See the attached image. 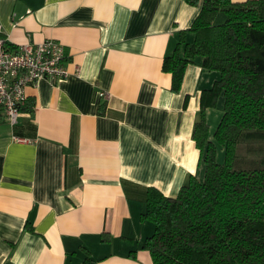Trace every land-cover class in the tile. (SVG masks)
Listing matches in <instances>:
<instances>
[{
  "label": "crops",
  "instance_id": "crops-1",
  "mask_svg": "<svg viewBox=\"0 0 264 264\" xmlns=\"http://www.w3.org/2000/svg\"><path fill=\"white\" fill-rule=\"evenodd\" d=\"M198 12L184 0H0V34L56 39L69 72L28 86L15 125L0 110V264H153L147 187L175 196L204 175L192 133L218 72L190 63L174 92L162 70ZM223 102L205 110L209 137Z\"/></svg>",
  "mask_w": 264,
  "mask_h": 264
},
{
  "label": "trees",
  "instance_id": "trees-1",
  "mask_svg": "<svg viewBox=\"0 0 264 264\" xmlns=\"http://www.w3.org/2000/svg\"><path fill=\"white\" fill-rule=\"evenodd\" d=\"M184 1L199 12L162 70L174 92L190 63L218 72L202 90L192 133L204 175H191L175 196L147 187L141 219L154 230L142 248L153 264H264V0ZM220 94L223 113L209 137L205 110Z\"/></svg>",
  "mask_w": 264,
  "mask_h": 264
},
{
  "label": "built area",
  "instance_id": "built-area-1",
  "mask_svg": "<svg viewBox=\"0 0 264 264\" xmlns=\"http://www.w3.org/2000/svg\"><path fill=\"white\" fill-rule=\"evenodd\" d=\"M67 62L65 46L56 39L11 45L0 34V110L4 119L16 124L27 99L26 88L40 79H64L69 73ZM99 96L109 95L100 91Z\"/></svg>",
  "mask_w": 264,
  "mask_h": 264
},
{
  "label": "rangeland",
  "instance_id": "rangeland-1",
  "mask_svg": "<svg viewBox=\"0 0 264 264\" xmlns=\"http://www.w3.org/2000/svg\"><path fill=\"white\" fill-rule=\"evenodd\" d=\"M221 15H222V17H225L224 14H221ZM215 128H216V127H215ZM215 128H214V129H215ZM216 157H217V161H218L219 163H222V162H223V160H224V149H223V147L220 146V145L217 146Z\"/></svg>",
  "mask_w": 264,
  "mask_h": 264
}]
</instances>
